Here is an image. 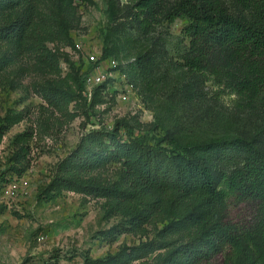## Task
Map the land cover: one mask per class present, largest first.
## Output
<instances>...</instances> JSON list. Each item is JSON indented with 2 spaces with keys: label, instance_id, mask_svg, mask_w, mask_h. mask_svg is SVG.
Returning <instances> with one entry per match:
<instances>
[{
  "label": "rangeland",
  "instance_id": "rangeland-1",
  "mask_svg": "<svg viewBox=\"0 0 264 264\" xmlns=\"http://www.w3.org/2000/svg\"><path fill=\"white\" fill-rule=\"evenodd\" d=\"M135 1L39 0L25 46L0 43V264H190L174 252L189 232L171 235L168 227L190 213L207 217L211 204L132 194L122 163L111 158L115 144L98 133L117 123L153 138L173 135L207 155L216 173L243 165L251 142L264 151V106L191 73L184 67L186 21L162 19L144 30L134 20ZM220 2L243 20L254 15L239 0ZM75 39L117 60L135 86L128 101L102 90L87 99L79 79L88 63ZM14 179L29 181L28 194L3 198ZM217 208L264 247L258 202L232 197ZM249 253L256 257L246 248L230 263L263 264ZM212 263L225 264L224 256Z\"/></svg>",
  "mask_w": 264,
  "mask_h": 264
},
{
  "label": "trees",
  "instance_id": "trees-1",
  "mask_svg": "<svg viewBox=\"0 0 264 264\" xmlns=\"http://www.w3.org/2000/svg\"><path fill=\"white\" fill-rule=\"evenodd\" d=\"M163 1L136 0L134 20L146 30L162 19L169 24L184 19L183 33L189 39L184 67L194 74L210 75L239 100L264 106V0H239L253 10L250 21L227 11L220 0H177L169 7ZM38 4L39 0H0V43L20 49L25 46L29 28L39 14ZM73 6L77 13V5ZM6 12L18 15L4 21L1 17ZM103 56L108 57L109 52ZM79 85L84 90V77ZM98 133L115 144L111 158L122 163L135 196L174 193L211 204L207 217L190 213L183 222L168 227L171 235L189 232V241L175 249L176 255L190 264H213V259L224 256L225 264H231L233 254L249 248L256 256L249 253V260L264 264V247L247 230L229 223L217 208L219 204L228 206L234 197L256 201L264 209V151L259 147L251 142L253 151L243 165L216 173L207 155L189 149L171 134L153 138L136 134L133 127L122 123ZM174 262L169 258L161 264Z\"/></svg>",
  "mask_w": 264,
  "mask_h": 264
},
{
  "label": "built area",
  "instance_id": "built-area-1",
  "mask_svg": "<svg viewBox=\"0 0 264 264\" xmlns=\"http://www.w3.org/2000/svg\"><path fill=\"white\" fill-rule=\"evenodd\" d=\"M74 49L88 63L84 75V94L89 101L93 99L99 87H102L100 90L105 93H114L118 102H126L129 100L130 94L134 91L135 86L127 80V73L119 69V64L116 59L105 58L100 48L92 46L86 47L82 39H75ZM122 82H124L123 85H121ZM29 187L28 180L14 179L4 187L2 197L5 199H14L20 195H26L28 194Z\"/></svg>",
  "mask_w": 264,
  "mask_h": 264
}]
</instances>
